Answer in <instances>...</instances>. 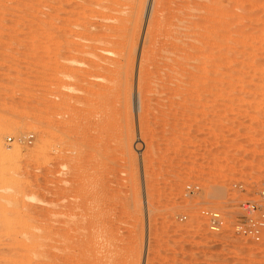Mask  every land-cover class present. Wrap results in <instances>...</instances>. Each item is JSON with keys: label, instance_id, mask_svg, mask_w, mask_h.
<instances>
[{"label": "rangeland", "instance_id": "obj_1", "mask_svg": "<svg viewBox=\"0 0 264 264\" xmlns=\"http://www.w3.org/2000/svg\"><path fill=\"white\" fill-rule=\"evenodd\" d=\"M109 3L0 0V264H264L230 228L264 204V0Z\"/></svg>", "mask_w": 264, "mask_h": 264}, {"label": "bare ground", "instance_id": "obj_2", "mask_svg": "<svg viewBox=\"0 0 264 264\" xmlns=\"http://www.w3.org/2000/svg\"><path fill=\"white\" fill-rule=\"evenodd\" d=\"M109 1H110V3H109V5H107L108 9H109L110 11H111V10L116 11V9L118 8V6H119V4H120V0H109ZM105 17L108 18V14H106ZM110 18L113 19V20H118V17H117V16H114V15H111ZM95 27H96V26H95ZM110 28H112L113 30L111 29V31H114V32H113V33L109 32V34H107V36H106L105 33H102V32H101L103 35L105 34V36H103V37L101 36V37H100V36L98 35V34H99L98 32L100 31V29H99L98 32H94V34H97V33H98L97 35H98L99 37L97 38V35L94 36V38H95V37L97 38V39H95V40L93 39L94 41H96V44L91 45L90 48H92L93 51H90L89 53L92 54V53L94 52V50H96V51L93 53V55H95V56H100V52H101V51H106V47H105V44H106V43H108V42L115 43V44L118 43L117 41H115V38H116L117 36H120V35H121V34H120V35L117 34V33L119 32V29H121V27H119V26H112V27H110ZM101 29H102V28H101ZM101 33H100V34H101ZM107 33H108V32H107ZM119 33H120V32H119ZM102 34H101V35H102ZM113 39H114V40H113ZM120 42H121V41H120ZM108 44H109V43H108ZM119 45H121V44H119ZM69 47H70L69 49H68V47L65 48L68 52H67L65 49H64V51H66L67 53H69V52H70L69 50H71V52L74 53V49H73V47H72V46H69ZM71 47H72V48H71ZM88 47H89V45H88ZM77 49H78V48H77ZM77 49H75L76 52L78 51ZM92 49H91V50H92ZM168 50H169V49H167V51H168ZM88 51H89V50H88ZM88 51H87V52L85 51V52L88 53ZM107 51H108V49H107ZM165 51H166V50H165ZM167 51H166V52H167ZM71 52H70V54L73 55ZM82 52L85 53L84 51H82ZM163 52H164V51H163ZM166 52H164L163 54H165ZM67 53H66V54H67ZM78 53H79V52H78ZM70 54H68V57H69V60H68V58L66 57L65 52H64V55H65V57L67 58L66 60L71 61V60H70V57H71V58L74 57V59H72V60H76V59H75V56L72 57V56H70ZM101 54H102V53H101ZM62 55H63V54H62ZM62 55H61V56H62ZM64 55H63V56H64ZM101 56H102V55H101ZM161 56H162V54H161ZM209 56H211V54H210ZM62 58L65 59L64 57H62ZM99 58H100V57H99ZM180 58H181V57H180ZM182 59H183V58H182ZM195 59H196V61H197L198 58H195ZM195 59H193V60H195ZM180 60H181V59H180ZM193 60H192L191 63H194ZM172 61H173V60H172ZM175 61H176V60H175ZM196 61H195V62H196ZM89 62H90V61H89ZM95 62H96V61H95ZM176 62H177V61H176ZM181 62H182V61H181ZM91 63H92V62H91ZM103 63H104V62H103ZM152 63H153V62H152ZM179 63H180V62H179ZM89 64H90V63H89ZM175 64H176V63H175ZM187 64H188L189 66L192 65V64H189V63H187ZM187 64H186V67L188 68L189 66H187ZM94 65H95V64H94ZM94 65L91 64L90 67H92V66H94ZM109 65H110V64H109ZM113 65H114V62H113ZM151 65H152V64H151ZM154 65H156V64L154 63ZM162 65H163V63H162ZM164 65H165V64H164ZM99 66H100V64L97 63V68H98V70L96 69V66H94L95 68L93 67V69H94L95 71H94L93 69H91V68H90V70H91V71L93 70L94 72L99 73L100 70H102V69L104 70V68H105V70H107V74L109 75L108 71H111V73H112V72H115V70L117 69V68H115V70H114V69H111L110 66H109V67H108V66L105 67V65H104V66H100V67H102V68L99 69ZM157 66H158V67H161V66H159V65H157ZM170 66H175V65H172V64H171ZM184 66H185V63H184ZM176 67H177V65H176ZM180 67L183 69V66H180ZM192 67H193V66H191L190 69H192V70H193V68L195 69V67H193V68H192ZM154 68H156V69H155V72H156L157 67L154 66ZM165 68H166V67H165ZM170 68H171V67H170ZM184 68H185V67H184ZM141 69H142V68H141ZM147 69H148V68H147ZM161 69H163V68H161ZM166 69H167V68H166ZM168 69H169V68H168ZM177 69H179V67H178ZM188 69H189V68H188ZM190 69H189V70H190ZM105 70H104V71H105ZM171 70H172V69H171ZM179 70H181V69H179ZM189 70H188V71H189ZM93 71H92V73H93ZM104 71H102V72H104ZM157 71H158V70H157ZM174 71H175V68H174ZM185 71H186V70H185ZM66 72H68V71H66ZM151 72H153V70H152ZM161 72H162V71H161ZM166 72H167V70H166ZM177 72H178V71H177ZM179 72H180V71H179ZM182 72H183V70H182ZM190 72H191V75H192L193 72H192L191 70H190ZM64 73H65V72H64ZM75 73H76V72H75ZM105 73H106V71H105ZM156 73H157V72H156ZM164 73H165V72H164ZM171 73H173V72L171 71ZM171 73L169 72V75H171ZM185 73H187V71H186ZM73 74H74V73H73ZM73 74H72V72H68L67 75H66V77H68V78H72V77H73ZM93 74H94V73H93ZM187 74H188V73H187ZM75 75H76V74H75ZM96 75H97V74H95V76H96ZM100 75H101L102 78L104 77V76H102V73L99 74V75H97V76L100 77ZM165 75H166V74H165ZM174 75H179V78L182 77L181 74H174V73H173V77H175ZM180 75H181V76H180ZM77 76H78V75H77ZM97 76H96V77H97ZM184 76H186V75L184 74ZM184 76H183V78H184ZM189 76H190V75H189ZM75 77H76V76H74L73 78H75ZM101 77H100V78H101ZM109 77H110V76H109ZM164 77H165V76H164ZM168 77L171 78L172 75H171V76H168ZM168 77H166V78H164V79L167 80ZM186 77H188V75H187ZM169 78H168V80H169ZM176 78L179 79L178 77H176ZM76 79H78V78H76ZM79 79H80V78H79ZM79 79H78V80H79ZM81 79H82V78H81ZM81 79H80V80H81ZM172 79H174V78H172ZM166 80H165V82H166ZM173 81H174V80H171L170 82H173ZM167 82H168V81H167ZM163 86H164V85H163ZM101 87H102V86H101ZM103 87H104V86H103ZM103 87L101 88L100 91H102V89L104 90V88H105V91L107 90V86L104 87V88H103ZM108 89H109L108 91H111L110 88H108ZM111 89H112V88H111ZM65 97H66V96H65ZM72 98H73V99H71V97H70L71 100H69V95H68V97H67V99L69 100V104H68V105H70V101H76L74 97H72ZM62 99H63V97H62ZM62 99H61V102H62ZM65 99H66V98H65ZM67 99H66L65 101H67ZM76 99H77V96H76ZM82 99H83V98H82ZM77 101H78V99H77ZM80 101H81V99H80ZM59 104H60V103L58 102V105H59ZM61 104H63V105L65 104V107L68 106V105H66L67 102L64 103V100H63V102H62ZM56 107H57V103H56ZM61 107H62V106H61ZM63 107H64V106H63ZM54 108H55V107H54ZM58 108H59V109H58ZM58 108H57V109H58V115H59V117H60V116H61V114H59V113H61V112H59V110H60V106H59ZM61 109L63 110L64 108H61ZM54 111H55L56 114H57V111H56V110H54ZM69 116H70V114H69L68 116H65V114H62V116H61V122H62V117H63V120H64L65 117H67V118H65V119H66L65 121H69V120L73 121V120L71 119V116H70V117H69ZM74 119H75V118H74ZM65 121H63L62 123H64ZM71 121H70V122H71ZM61 122H60V119H59L58 122H57L58 125H59V123H61ZM70 122H68V126H71V128H72V127H73V125H72L73 122H71V123H70ZM66 123H67V122H66ZM74 123H75V122H74ZM69 124H70V125H69ZM5 125H6V124H5ZM5 125H4V124H1V125H0V134H1L3 131H5V130H9V129H10V127H9V129H8ZM58 125H56V126H58ZM65 125H66V124L64 123V128H65ZM8 126H9V125H8ZM61 126H63V124H60V126H58L57 128L61 129V128H62ZM66 126H67V125H66ZM54 128H56V127H54ZM54 128H53V129H54ZM55 131L58 132V130H56V129H55ZM60 131H62V133H61V132H60V133L58 132V133H59V134H63V128H62V130H60ZM57 132H56V135H57ZM54 134H55V133H54ZM67 135H68V134H64V137L66 136L65 139H66V138H67V139L70 138V137H68ZM70 140H71V139H69V141H70ZM72 140H73V139H72ZM71 142H72V141H71ZM65 143H66V141H65ZM68 145H69V144H68ZM2 150H3V149L0 147V159L3 160V158H4L6 155L4 156L5 152L2 151ZM66 150H67V148H66ZM61 151H62V150H61ZM61 151H60V152H61ZM58 155H59V153H58ZM67 155H68V154H67ZM67 155H66V153H65V156H64V152H63V155H62L61 157H66ZM59 157H60V156H59ZM67 157H68V156H67ZM56 186H57V185H56ZM56 189L58 190L57 187H56ZM59 189H60V188H59ZM41 213H42V212H41ZM50 220H51V219H50ZM53 220H54V219H53ZM55 220H56V218H55ZM55 220H54V221H55ZM62 220H63V219H62ZM62 220H61V221H62ZM56 221L61 222L60 220H56ZM64 221H65V223H66V220H64ZM70 221H71V220H70ZM58 222H56L57 224L55 225V229H58V230H59L61 227H64V226H66L68 229H70V230L67 231V230H66L67 228L65 227V228H66L65 231H67V233H65V231L63 230V231H64L63 235H58L60 231L53 229V230H55V232H56V231L58 232V234H57V232H56V233L54 232V233H55L56 235H58L59 237H61L60 240H61L62 238L65 239L64 242H65V244H66V241H67L66 239L68 238V235H67V234H69L68 232H69V231L75 232V231H73L72 229L77 228V226L74 228V226L76 225V224H75L76 222L74 223V224H75L74 226H71L72 228L70 227V225H69L70 223H69V222H67L66 225H65V223L63 222L62 224H64V225H62L61 227L59 226V225H61V223H58ZM77 222H78V221H77ZM53 223H54V222H53ZM71 223H72V222H71ZM51 224H52V223H51ZM72 224H73V223H72ZM67 225H68L70 228H69ZM58 226H59L60 228H56V227H58ZM43 227H44V226H43ZM43 227H42V230H44ZM46 227H47V226H46ZM53 227H54V226H52V228H53ZM48 228H49V227H48ZM50 228H51V226H50ZM80 228H81V227H80ZM63 229H64V228H63ZM46 230H47V229H46ZM61 230H62V229H61ZM77 230H78V229H77ZM77 230H76V231H77ZM47 231H49V230H47ZM47 231H46V233H47ZM78 231H79V230H78ZM42 232H43V231H42ZM49 232L51 233V231H49ZM43 233H44V232H43ZM54 233H53V234H54ZM51 234H52V233H51ZM53 234H52V235H53ZM61 234H62V231H61ZM65 234H66V237H67V238L64 236ZM70 234H71V233H70ZM72 234H73V233H72ZM49 235H50V234H49ZM56 235H55V236H56ZM40 236H41V235H40ZM58 236H57V237H58ZM63 236H64V237H63ZM71 236H73V235H70L69 238H71ZM43 237H44V235H43ZM74 238H75V237H74ZM76 238H77V237H76ZM62 240H63V239H62ZM69 240H70V239H69ZM60 257H61V256H60ZM60 257H58V259H59ZM66 257H67V256H66ZM55 259H57V257H56ZM62 260H63V256H62ZM64 260H66V259H64ZM59 261H60V260H59ZM62 262H63V261H62ZM66 262H67V261H66ZM57 263H58V262H57ZM60 264H61V262H60ZM62 264H63V263H62ZM64 264H66V263H64Z\"/></svg>", "mask_w": 264, "mask_h": 264}, {"label": "built area", "instance_id": "obj_3", "mask_svg": "<svg viewBox=\"0 0 264 264\" xmlns=\"http://www.w3.org/2000/svg\"><path fill=\"white\" fill-rule=\"evenodd\" d=\"M199 189L197 185H188V193ZM264 198V188L262 191ZM232 218L230 224L231 231L234 235L248 238L253 241H259L264 231V204H258L252 201L241 203ZM203 217L208 222V227L213 233H221L227 225L226 216L216 210L205 209L202 212Z\"/></svg>", "mask_w": 264, "mask_h": 264}]
</instances>
